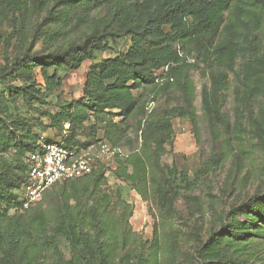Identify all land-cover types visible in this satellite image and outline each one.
<instances>
[{"label": "trees", "instance_id": "1", "mask_svg": "<svg viewBox=\"0 0 264 264\" xmlns=\"http://www.w3.org/2000/svg\"><path fill=\"white\" fill-rule=\"evenodd\" d=\"M101 8L104 15L89 17ZM74 17L87 27L78 37L68 36L65 27ZM6 24L11 31L2 29ZM263 27L264 0H0V264H177L180 236L174 232L163 241L155 230L145 248L132 232L127 198L135 190L170 213L182 188L197 187L201 177L191 178L163 161L174 134L172 120L188 117L196 124L191 70L197 63L190 56L209 76L201 93L209 125L217 121L228 127L222 112L225 92L240 57L253 58L261 68L252 76L236 75L238 99L252 96L254 76L260 75L256 84L263 85ZM124 37L131 40L128 50L91 66L81 98L59 103L57 112L44 111L50 126L65 132L62 140L45 143L70 149L92 144L90 138L80 139L91 120V138L103 128L113 146L134 127L139 150L116 157L111 171L124 184L105 189L109 167L100 163L88 175L54 184L39 202L24 208L28 155L43 143L21 102L28 107L50 103L47 94L63 85L66 72ZM157 70L164 73L159 76ZM160 79L156 94L175 89L181 104L148 112L135 91L157 86ZM117 115L120 121L114 120ZM231 210L205 238L194 233V264H264V190Z\"/></svg>", "mask_w": 264, "mask_h": 264}, {"label": "rangeland", "instance_id": "2", "mask_svg": "<svg viewBox=\"0 0 264 264\" xmlns=\"http://www.w3.org/2000/svg\"><path fill=\"white\" fill-rule=\"evenodd\" d=\"M45 14L46 11L42 16ZM104 14L105 9L101 8L93 11L89 17ZM39 18L41 20L42 17ZM36 19L35 17L33 20ZM65 27H68L70 37L81 36L87 29L76 17L70 19ZM2 29L9 32L12 28L6 24ZM262 41L264 53V27ZM130 45V37L111 41L110 48L97 54L95 59L86 60L80 68L66 72L63 85L47 94L46 99L50 103L28 107L21 102V111L32 121L33 129L41 143L62 140L65 133L50 126V119L44 115V111L49 109L57 112L59 103L81 98L86 75L91 66L105 58L127 51ZM37 48H42V45L38 44ZM190 60L197 63V67L191 70V78L196 87L194 102L197 111L196 124L188 117H176L172 120L174 134L172 140L165 146L163 161L188 172L191 178L197 175L201 179L194 190L188 191L185 188L180 190L170 213H166L153 197L145 199L135 190H131L127 198L128 203L132 205V215L129 218L132 232L146 243L145 248L152 240L155 230L163 241L170 238L174 232L180 236L177 264H194L193 249L197 243V235L194 233L199 232L200 236L205 238L210 227H220L219 217L229 212L233 206H238L253 194L262 193L264 190V79L263 85L256 84L260 75L254 76L252 83L255 84V91L252 96L238 99L239 81L236 77L252 76V71H258L261 67L253 58L238 59L236 73H230L229 89L225 92L222 110L229 126L215 121L214 127H211L202 109L201 96L203 87L210 84L209 76L204 74V64L198 62L196 57L190 56ZM249 60L251 62H248ZM249 63L253 68L249 69ZM163 73V70H157L159 76ZM38 78L44 86L42 77ZM161 82L160 79L157 86L152 85L145 90L135 91L140 103L146 104L148 112H160L181 104L179 93L175 89H161L159 94H156ZM121 119L120 115L114 116L115 121ZM92 123L91 120L85 125V132L81 134L80 139L85 141L90 138L91 147H97L100 142L113 145L104 137L103 128L99 129L98 138H91L89 133ZM128 123L132 125V119ZM68 132L67 130L66 133ZM140 142L136 130L130 127L115 146L120 147L124 153H130L139 150ZM105 163L109 167L107 172L109 182L104 188L113 191L115 184L124 183L111 175V171L116 168L114 160H106ZM237 218L245 220V216L241 214H238ZM64 250L68 258L69 249L64 246Z\"/></svg>", "mask_w": 264, "mask_h": 264}, {"label": "built area", "instance_id": "3", "mask_svg": "<svg viewBox=\"0 0 264 264\" xmlns=\"http://www.w3.org/2000/svg\"><path fill=\"white\" fill-rule=\"evenodd\" d=\"M127 154L107 142L79 150L59 142L43 143L41 149L28 155L27 180L21 190L22 204L28 209L54 184L88 175L100 163Z\"/></svg>", "mask_w": 264, "mask_h": 264}]
</instances>
